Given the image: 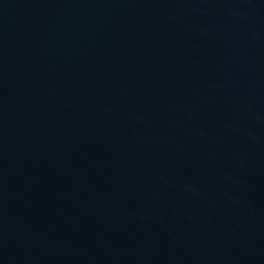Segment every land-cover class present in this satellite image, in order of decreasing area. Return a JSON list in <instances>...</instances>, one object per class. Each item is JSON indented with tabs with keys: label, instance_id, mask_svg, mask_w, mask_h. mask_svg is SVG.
Returning a JSON list of instances; mask_svg holds the SVG:
<instances>
[{
	"label": "water",
	"instance_id": "water-1",
	"mask_svg": "<svg viewBox=\"0 0 264 264\" xmlns=\"http://www.w3.org/2000/svg\"><path fill=\"white\" fill-rule=\"evenodd\" d=\"M0 264H264V0H0Z\"/></svg>",
	"mask_w": 264,
	"mask_h": 264
}]
</instances>
